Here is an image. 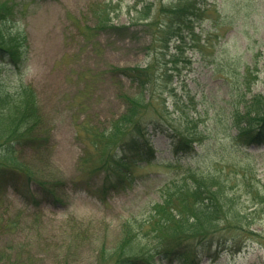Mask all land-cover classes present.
Instances as JSON below:
<instances>
[{"label":"rangeland","instance_id":"1","mask_svg":"<svg viewBox=\"0 0 264 264\" xmlns=\"http://www.w3.org/2000/svg\"><path fill=\"white\" fill-rule=\"evenodd\" d=\"M136 1L137 9L154 4L153 21L158 5L174 0H0L8 11L3 37L22 52L16 65L0 59V90L29 87L40 115L38 143L15 154L38 183L27 189L24 175H15L0 184V264H97L116 245L121 223L142 215L166 180L195 164L150 131L139 149L153 151V163L134 169L122 188L103 187V174L92 173L88 134L109 128L124 112L122 95L136 92L115 69L151 65L157 82L144 98L166 106L159 119L186 133L195 127L203 143L252 168L264 190V139L228 148L231 112L264 94V0H207L194 34L169 45L153 40L154 27L130 22ZM107 3L116 29H94ZM253 217L255 236L239 251L190 248L163 264H264V210Z\"/></svg>","mask_w":264,"mask_h":264},{"label":"trees","instance_id":"2","mask_svg":"<svg viewBox=\"0 0 264 264\" xmlns=\"http://www.w3.org/2000/svg\"><path fill=\"white\" fill-rule=\"evenodd\" d=\"M138 5L136 1L130 8L136 14L130 22L140 21L154 27L153 40L165 45L173 38L182 41L193 35L195 25L208 10L207 0H174L167 5L159 4L150 21L154 4L137 9ZM103 8V16L98 18L94 29L107 26L116 29L107 19L114 7L107 3ZM5 12L7 9L0 5V25ZM159 19L163 22L161 26ZM3 31L0 26V59L16 65L22 52L18 42L4 39ZM115 70L129 80L136 92L122 95L124 112L109 128L88 134L94 149L92 173L103 174V187L122 188L131 181L134 169H140L143 162L153 163V151L139 149L150 131L169 139L176 158L184 157L195 164L179 177L166 180L157 200L148 204L142 215L121 223L116 245L103 252L97 264H163L171 259L180 260L190 248L198 247L239 251L245 240L255 236L249 229L255 220L253 214L264 210V190L258 188L253 169L226 158L212 143H203L195 127L186 133L188 128L178 129L166 119H159L160 113H169L166 106L150 107L151 94L144 98L157 82L151 65ZM241 107L242 110L234 108L230 115L235 134L229 150L243 142L261 143L264 139V94L243 101ZM147 110L152 112L150 119ZM39 123L36 96L29 87L21 86L12 93L0 90V184L7 179L16 181L15 175H24L27 189L38 183L32 171L16 165L15 154L19 147L31 148L38 143L33 132Z\"/></svg>","mask_w":264,"mask_h":264}]
</instances>
